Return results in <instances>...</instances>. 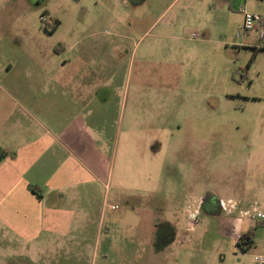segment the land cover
<instances>
[{
	"label": "rangeland",
	"instance_id": "obj_1",
	"mask_svg": "<svg viewBox=\"0 0 264 264\" xmlns=\"http://www.w3.org/2000/svg\"><path fill=\"white\" fill-rule=\"evenodd\" d=\"M240 1L0 0V150H17L19 132L35 131L33 118L39 117L33 89L38 87L30 85L35 79L44 83L46 69L70 67L74 61L83 65V60L92 61L102 54V65L111 69V73L105 70L104 79L114 82L113 98L122 106L113 123L118 140L131 128L127 117L132 102L138 105L139 126L147 112L153 122L166 123L175 131L178 127L171 123L180 122L176 133L197 131L200 185L191 192L193 198L183 200L189 191L177 184L179 171L173 168L169 173L176 178L166 188L172 195L169 204L175 209L171 217L160 219L165 234L155 232L149 240L166 241L168 250H132L131 256L125 250H108L102 257L103 244L89 250L77 243L28 256L0 225V264H150L160 258L154 259V255L163 256L158 259L160 264H255L254 255L264 253V220L241 214L248 211L264 216V122L260 125L257 119L246 118L249 83L245 74L248 67L259 73L255 84L264 90V50L239 45L245 35L236 37L242 16ZM255 146L261 149L262 173L251 163V187L244 192L242 168L249 152L253 160ZM147 151L139 167L148 157ZM118 152L119 147L115 156L114 152L108 154L107 178L98 192L108 206L117 189ZM2 173L6 170L0 166V177ZM130 181L128 175L124 184ZM211 189L219 201H230L234 209L219 207L220 214L204 211L201 202ZM3 191L0 183V199ZM195 208L198 223L188 231V214ZM143 210L138 208V214L130 212L121 220V228L131 237L132 232L138 236ZM238 217L243 231H249V246L231 239L230 221Z\"/></svg>",
	"mask_w": 264,
	"mask_h": 264
},
{
	"label": "crops",
	"instance_id": "obj_2",
	"mask_svg": "<svg viewBox=\"0 0 264 264\" xmlns=\"http://www.w3.org/2000/svg\"><path fill=\"white\" fill-rule=\"evenodd\" d=\"M242 1L247 12L264 19V0H241L240 3ZM241 25L242 16L237 31ZM259 28L245 34L239 45L248 50L262 49ZM95 58L98 59L94 61ZM95 58L93 62L83 60L86 63L83 65L74 61L70 67L61 65L46 69L44 83L35 79V83L30 84L38 87L33 89L38 97L34 108L39 117L33 118L35 131L26 128L28 130L19 132L17 150H0V166L6 170L0 177L4 188L0 199V225L12 234L19 242L17 247L28 256H40L47 250H60L63 245L77 243L89 250L103 244L102 257H106L108 250H125L127 256L132 255L129 252L132 250H168L166 241L152 243L149 240L155 232L165 234L164 229H160V219L171 217L175 209L169 204L172 195L166 188L174 185L176 178L169 173L173 168L179 171L177 184L189 191L183 200L193 198L191 192L200 186L196 175L197 131L176 133L180 122L171 123L178 127L175 131L166 123L162 126L153 122L147 112L139 126L138 105L132 102L127 117L131 128L118 140L113 123L114 116L118 112L121 115V102L117 105L113 98L114 82L103 76L105 70L111 73V69L102 65V54ZM245 76L249 83L244 108L246 118L249 121L257 119L261 125L264 122V90L255 84L259 73L248 67ZM118 147L117 189L108 206L98 192L102 189V180L107 178V156L113 152L115 156ZM145 149L148 157L141 160L139 167ZM260 150L255 146L253 160L249 152L243 165L244 192L248 185L251 187V163L258 168L259 174L262 173ZM128 175L131 181L124 184ZM139 175L143 177L140 179ZM28 186L35 187L37 196L27 189ZM127 190L131 191L130 195L125 194ZM209 191L201 208L208 214H220L219 198L212 189ZM138 208H143L145 213L136 230L138 236L132 232L131 237L127 229L121 228V220L130 212L138 214ZM230 222L232 226L233 221ZM242 232L249 235L247 230L242 229ZM81 235L86 237L80 238ZM156 257L163 258L153 256ZM158 259L150 264H160Z\"/></svg>",
	"mask_w": 264,
	"mask_h": 264
},
{
	"label": "built area",
	"instance_id": "obj_3",
	"mask_svg": "<svg viewBox=\"0 0 264 264\" xmlns=\"http://www.w3.org/2000/svg\"><path fill=\"white\" fill-rule=\"evenodd\" d=\"M238 12L242 15V25L240 29L236 32V37H240L243 34H247L253 31L256 27H260L258 31V38L260 41V47L264 48V19L263 17L258 14L247 12L243 6H240L238 8ZM227 206L230 209H234V205L230 201H227V202L219 201V207L223 211H227L228 209ZM230 209L228 213L230 212ZM197 214L198 212L196 208L189 212L188 219H187V230L188 231H192L193 228L198 223ZM241 215L243 217H247L250 220H259V221L264 220L263 214L259 212H254L252 214V213H248V211H245ZM241 225H242L241 217L236 218L232 223L231 239H233V241L236 243L241 242V240L243 239V232H242ZM253 261L255 264H264V253L254 255Z\"/></svg>",
	"mask_w": 264,
	"mask_h": 264
},
{
	"label": "trees",
	"instance_id": "obj_4",
	"mask_svg": "<svg viewBox=\"0 0 264 264\" xmlns=\"http://www.w3.org/2000/svg\"><path fill=\"white\" fill-rule=\"evenodd\" d=\"M55 25H56V23H55ZM262 50H264V48H262ZM27 189H28L32 194H34V195L37 196V192H36L35 187H33V186H28ZM243 243L246 244V246H249V245L252 244V240H251L250 236H249L247 233L243 234V239H242L241 242H239L238 244H243ZM238 244H237V245H238Z\"/></svg>",
	"mask_w": 264,
	"mask_h": 264
}]
</instances>
